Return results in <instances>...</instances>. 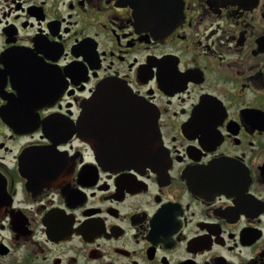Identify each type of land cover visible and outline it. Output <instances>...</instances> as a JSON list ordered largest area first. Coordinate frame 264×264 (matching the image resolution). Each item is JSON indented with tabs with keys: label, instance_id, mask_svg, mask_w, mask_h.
Here are the masks:
<instances>
[{
	"label": "flooded vegetation",
	"instance_id": "flooded-vegetation-1",
	"mask_svg": "<svg viewBox=\"0 0 264 264\" xmlns=\"http://www.w3.org/2000/svg\"><path fill=\"white\" fill-rule=\"evenodd\" d=\"M0 173V264H264V0H0Z\"/></svg>",
	"mask_w": 264,
	"mask_h": 264
},
{
	"label": "water",
	"instance_id": "water-1",
	"mask_svg": "<svg viewBox=\"0 0 264 264\" xmlns=\"http://www.w3.org/2000/svg\"><path fill=\"white\" fill-rule=\"evenodd\" d=\"M101 97H109L110 99H136L134 93L125 84L116 80L106 81L98 87L94 96L89 101L88 107L86 109L87 120L93 121L94 107L98 103L96 99H100ZM144 119L145 121L148 120L149 123L148 131L145 130L144 132V136L148 137V149L145 150V156L141 159L144 160L145 168H155L158 166V163L160 164L161 162L167 161L168 153L161 144V140L159 141L153 112L149 110L148 116L145 114ZM134 153L135 152H133V154ZM122 158L123 160H130V153L126 155L124 152L122 154ZM134 158L135 157H133V159ZM10 202L11 198L7 191V182L0 174V216L5 212Z\"/></svg>",
	"mask_w": 264,
	"mask_h": 264
}]
</instances>
